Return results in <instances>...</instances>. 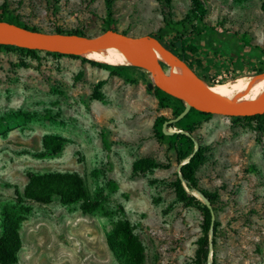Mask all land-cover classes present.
I'll return each mask as SVG.
<instances>
[{"label": "rangeland", "instance_id": "rangeland-1", "mask_svg": "<svg viewBox=\"0 0 264 264\" xmlns=\"http://www.w3.org/2000/svg\"><path fill=\"white\" fill-rule=\"evenodd\" d=\"M2 3L16 21L44 32L57 26L94 36L108 23L103 0ZM206 4V19L214 29L200 36L163 21L155 0H113L109 27L157 35L164 44L172 35H181L183 43L192 37L201 50L175 47L178 60L159 45L170 57L161 64L166 70L179 66L209 74L217 78L213 83L264 68V12L258 0ZM187 7L188 0H170L172 21ZM234 32L248 46L238 42ZM36 51L38 59L31 60L22 51L0 48V116L8 119L0 130V220L2 214L19 217L21 247L14 264H124L105 243L120 217L118 206L143 246V264H193L201 217L194 206L176 201L167 186L177 166L173 153L151 136V125L157 115L173 117L170 108L158 107L155 87H147L151 76L131 67L108 75L107 69L81 60L96 61L90 55L71 58ZM78 71L82 75L76 79ZM98 79L106 83L102 97L93 100L91 88ZM18 112L30 115V120H15L12 115ZM208 114L197 119L194 132L209 145L196 175L201 187L218 189L221 209L216 213L215 250L212 255L209 249L204 264H264V129L250 128L254 122L244 116ZM48 134L64 139L59 152L42 146ZM138 157L169 160L170 167L131 176V162ZM46 172L76 173L90 197L99 200L100 209L84 213L78 203L63 204L57 197L47 204L14 199V188L22 192L27 174Z\"/></svg>", "mask_w": 264, "mask_h": 264}, {"label": "trees", "instance_id": "trees-1", "mask_svg": "<svg viewBox=\"0 0 264 264\" xmlns=\"http://www.w3.org/2000/svg\"><path fill=\"white\" fill-rule=\"evenodd\" d=\"M49 1V0H48ZM159 6L160 13L163 21L166 23L179 25L181 28H187L190 36H200L204 31H212L214 26L209 25L206 16L208 14L207 0H188V7L184 15L176 20L172 21L170 13V0H155ZM103 6L105 9V24L103 30L114 28L109 27V22L113 14V0H103ZM259 9L264 12V0H258ZM0 22L12 24L21 29L30 31H42L34 26H26L18 21L14 17L8 14L4 3L0 5ZM218 26H222V21L217 22ZM117 31V30H115ZM47 32H58L65 34H80L87 35L79 29L64 30L59 27H53V29ZM122 34H126V31H119ZM238 42L242 45L248 46V43L243 39V36L234 32ZM88 36V35H87ZM155 39L157 43L174 54V48L178 47L180 51H184V47L189 48L190 52H197L196 48H199L193 43V38L190 37L187 43H183L181 35H172L173 40H169L167 44L162 43V37L157 35H149ZM0 48H12L25 53L31 60H37L35 50L18 48L15 46L0 45ZM256 48V47H255ZM200 49V48H199ZM201 50V49H200ZM199 52V51H198ZM55 56H66L71 58H78L77 55H66L49 53ZM80 56V55H79ZM176 58L178 57L175 55ZM179 60V58H177ZM181 59V58H180ZM91 65L102 67L108 70V75H116L117 72L122 71L125 67L114 66L101 62L89 60L85 57L81 58ZM182 60V59H181ZM21 66H29L27 63L20 61ZM233 66V62L229 63ZM190 69V68H189ZM191 70V69H190ZM200 78L209 83H213L216 77H211L209 74L198 73L191 70ZM264 72V68L253 69L249 74H259ZM82 71H78L76 79L80 78ZM246 75V74H245ZM235 79L233 74L228 77ZM223 81L224 83L227 82ZM222 82V83H223ZM106 83V79H98L92 85L90 98L98 100L102 97L101 88ZM218 83V82H217ZM154 95L156 97V103L160 108H170L172 117L175 118L182 110L183 104L160 91L154 89ZM210 114L198 112L194 109H188V111L179 119L172 121L164 115H157L154 117L151 125V136L159 143L165 146L166 151H170L174 155V161L176 166L182 161L179 168V176L177 171L173 173V178L168 181L167 186L172 191L175 200L180 202L183 206H194L200 214L201 221L199 224V235L196 237L194 244L193 264H204L209 249L212 250V255L215 250L216 237L219 232V222L216 219V213L221 209L220 195L217 188L207 189L199 185V179L196 175L198 168L206 161V153L209 150V145L204 143L200 136L194 135V132L199 127L198 118L208 117ZM15 120H30L31 116L18 112L12 115ZM248 122H254V125L249 124V127L254 130L264 129V114H256L252 116H244ZM8 119L0 116V130L6 126ZM167 129L176 128L181 132L164 133L162 127ZM64 139L56 135H44L41 140L42 146L49 150L50 153H57ZM194 145L196 146L193 149ZM170 167L169 160L157 161L149 157H138L131 162L130 170L131 176H136L144 172L151 171L153 169H168ZM182 182L184 183L188 191H197L208 202L209 208L202 204L194 196L188 194L184 189ZM14 199L18 202L29 201L39 204H47L53 197H57L59 202L63 204L78 203L81 212L91 213L97 209H100V202L96 197H90L85 190L81 178L74 172H46V173H29L27 174V182L23 187L22 192L13 190ZM120 217L116 219L105 236V243L107 247L120 258L124 264H143L144 254L143 246L139 241L136 234L133 233V228L129 221L123 216V210L120 206L117 207ZM211 212L214 219L211 220ZM106 214V213H105ZM0 220V264H14L16 262V252L21 247V239L18 234V222L19 217H13L8 214H2Z\"/></svg>", "mask_w": 264, "mask_h": 264}, {"label": "water", "instance_id": "water-1", "mask_svg": "<svg viewBox=\"0 0 264 264\" xmlns=\"http://www.w3.org/2000/svg\"><path fill=\"white\" fill-rule=\"evenodd\" d=\"M4 24L6 27H0V45L77 56L88 48L93 47L102 49L112 55L115 48L118 46L122 47L134 57V60L124 59L114 54V66L139 68L146 71L152 79V83H147L148 88L154 86L183 104V109L172 121L182 117L188 109L223 116L248 117L256 114H264V98L256 101L221 99L208 95L187 80L171 74V71L164 69L161 61L156 58L151 46V39L153 38L148 35L122 34L119 31L107 29L97 35L87 36L58 32L30 31L7 23ZM163 132L165 133L164 130ZM195 148L196 146L194 145L193 149ZM186 160L178 164L176 169L178 176V168ZM182 185L188 194L198 199L186 189L183 182ZM197 193L204 201L201 199L198 200L209 208L208 202L199 192ZM213 219L214 216L211 212V220Z\"/></svg>", "mask_w": 264, "mask_h": 264}, {"label": "bare ground", "instance_id": "bare-ground-1", "mask_svg": "<svg viewBox=\"0 0 264 264\" xmlns=\"http://www.w3.org/2000/svg\"><path fill=\"white\" fill-rule=\"evenodd\" d=\"M5 23V22H4ZM3 22H0V27H6ZM12 25V24H11ZM151 46L155 53V56L159 60L163 61H170V57L166 54H170L167 50L160 48L159 44L155 39H151ZM84 56H91L94 60L113 65L115 64V59L113 57L114 54L119 55L124 59L134 60V57L128 53L125 49L118 46L112 52V55L102 49L99 48H88L84 52H82ZM80 54V55H81ZM82 56V55H81ZM171 74L176 77L182 78L187 80L194 86L201 89L208 95L218 97L221 99H228V100H241V101H256L259 99L264 98V72L259 74H246L236 77L233 80H228L227 82H218L213 84L205 83L199 80L195 75L192 74L190 70L182 69L179 66H172L170 69ZM190 193L194 194L198 199L204 201L196 191H189Z\"/></svg>", "mask_w": 264, "mask_h": 264}]
</instances>
